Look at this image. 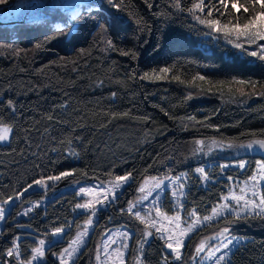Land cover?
Wrapping results in <instances>:
<instances>
[{"label":"trees","instance_id":"obj_1","mask_svg":"<svg viewBox=\"0 0 264 264\" xmlns=\"http://www.w3.org/2000/svg\"><path fill=\"white\" fill-rule=\"evenodd\" d=\"M44 1L50 5L51 0ZM86 3L93 11L84 12L75 21L52 7L48 17L0 25V118L13 125L9 140L0 142V201L23 191L34 179L65 170H76L74 177L62 179L66 187L76 181L107 182L129 172L133 176L117 202L99 212L94 232L75 264H96L100 233L117 225L134 232L132 252L137 254L135 243L141 239V229L120 209H126L128 201L137 197V188L145 176L163 178L188 173L183 212L187 215L195 208L203 217L210 214L236 180L252 175L257 160L264 159V152L255 150L242 149L238 156L219 149L199 154L192 151L196 139L245 143L253 133L256 137L264 133V62L230 46L226 49L222 40L217 42L199 34L191 27L195 22L186 12L167 19L154 15L173 12L168 0H124L122 12L111 8L106 0ZM4 6H0V12ZM129 11L147 22L150 34L137 28ZM120 14L124 22L119 34L110 29L109 35L117 49L134 51L135 59L119 51H101L104 45L100 43L97 23ZM56 24L67 27L58 31ZM75 24L77 30L68 39V28ZM161 33L167 39L156 51L153 46ZM46 37L51 39L46 41ZM37 43L44 47L37 49ZM174 64L164 80L140 79L145 72ZM197 73L211 81L204 82L214 89L200 88L198 80L192 81ZM173 75L185 84L172 80ZM233 77L257 83H218ZM217 85L222 87L215 90ZM113 92L117 94L115 98L111 97ZM8 100L14 101L15 112L8 107ZM124 112L129 115H112ZM69 136L78 156H70L68 145L61 143ZM241 159L248 160L243 170L227 167L221 171L223 162ZM197 167L209 172L208 184L195 173ZM229 176L233 181L228 180ZM47 196L44 190L27 192L12 206L0 232V264L7 263L5 252L15 237L20 238L21 256L26 259L38 239L49 237L54 227L65 226L64 240L51 245L41 263L59 264L53 253L67 245L87 214L73 211L83 198L75 189H65L29 212L27 218H18L25 204ZM172 208L167 196L163 209L172 214ZM225 223L219 219L198 229L189 238L187 249ZM69 224L71 227H67ZM231 230L245 241L231 253L230 264H264V220H241L232 224ZM163 243L156 237L148 240L144 249L146 264H160L166 252Z\"/></svg>","mask_w":264,"mask_h":264},{"label":"snow or ice","instance_id":"obj_2","mask_svg":"<svg viewBox=\"0 0 264 264\" xmlns=\"http://www.w3.org/2000/svg\"><path fill=\"white\" fill-rule=\"evenodd\" d=\"M10 2L11 0H0V6L9 5ZM106 3L111 8L116 9L117 12L125 11L124 0H106ZM168 4L173 9V12H159L154 15L158 17L164 16L167 19L175 13L186 12L188 17L195 22L191 27L199 34L205 37L210 36L217 42L222 40L223 46L226 49L230 46L231 49L264 62V0H187V2L186 0H168ZM148 6L151 8L152 4L149 3ZM21 7H24L23 0L15 5L16 9ZM52 7L63 9L68 14L69 21L77 20L84 12L91 13L93 11L92 7L86 3V0H76V2H72V0H57ZM127 14L129 18L134 20V23L140 31L151 33V27L147 25V22L142 17H138L131 11ZM123 22L121 17L112 15L104 21L97 23L100 43L104 45L101 51H119L121 55L131 56L135 59L136 53L134 51L117 49L109 35L110 29H113L118 35ZM54 27L58 31H63L64 27L67 26L56 24ZM72 31L73 29L69 27L67 35H71ZM45 39L48 41L51 38L46 37ZM166 39V35L161 33L157 37V43L153 46L154 50L159 51L161 46L160 42ZM35 47L41 49L44 45L37 43ZM189 63H193V61H189ZM174 68L175 64L171 67H161L158 70L153 69L150 73L145 72L140 79L149 81L163 80L167 78V74ZM172 80L178 81L180 84H185V81L181 80L178 75H173ZM196 80L211 83V81H207V78L199 73L192 77V81ZM218 83L250 84L255 86L257 82L233 77L231 81H219ZM188 86H191L190 82ZM237 91H240V89H237ZM241 94L243 93L241 92ZM116 95L113 92L111 97L115 98ZM188 98L191 99V95ZM7 104L15 112L14 101L8 100ZM62 107L66 108L67 104L62 105ZM112 115L114 117L128 116L129 113H112ZM48 119L51 120L53 117L50 115ZM189 119L195 120V117H189ZM12 132L13 125L6 123L0 118V142L8 141ZM252 136L253 138L245 143H225L215 138H212L206 143L203 139H196L193 141L194 147L192 151L193 154H199L211 153L214 149L236 148L264 152V133L260 137H256L254 133ZM76 139H79V137H76ZM61 143L68 145L70 156H78L75 149L71 147L73 140L70 136L62 140ZM247 163V161L241 160L238 162L237 167L244 169ZM227 167H229L227 164L220 165L221 171ZM194 171L198 174L201 181H210L211 176L204 167H197ZM75 175L76 170L73 169L61 171L58 175L34 179L23 191L16 192L14 196H9L3 201H0V221H4L6 218L7 209L4 206L11 204L14 200L21 199L34 185L47 187L48 181H60L68 177H74ZM83 175L87 174L83 173ZM187 177L188 173H181L175 177L165 176L163 178L158 176H145L137 188L138 195L136 199L129 200L126 209H120L122 214H127L138 221L139 224L144 225L143 229L140 230L141 239L137 242V254L134 256L135 264H146L144 249L149 238L153 236L162 240L164 242L163 247L167 250L162 255L160 264H172V262L186 264L183 253V250L187 246L185 244L186 239L189 238L190 234L196 232L205 224H211L217 219L225 220V226L218 228L214 235L200 238L189 259L192 261V264H205V261L209 260L213 261V264H230L231 250L241 239L232 234L231 225L241 220L248 221L250 218L264 220V159L256 161V168L253 170L252 175L243 182L244 186L239 188V193L229 188L228 193L221 195L220 202L211 208L210 214L201 217L198 211L193 208L187 213L188 219L184 220L180 213L184 210L183 198L185 197L184 189L186 187L185 181ZM132 179V173L129 172L124 175H116L113 180L102 182L98 186L81 187L78 190V196H82V198L83 196H90L91 198L85 199L83 203H76L73 211L77 209L84 210L88 214L87 219L83 226L77 225L78 231L76 236L68 242L67 247L63 248L59 253H53V255L57 256L59 264H75L74 258L77 257V254L85 244V238L89 234V227L93 224V218L96 216L99 208L107 207L109 204L114 203L118 199V194L123 191L124 187ZM228 180L230 182L233 181V177L229 176ZM76 182L78 183V181ZM165 188L170 191L174 202L173 208L175 211L173 215H168L162 211V197L160 192ZM150 198L151 208L142 213L141 206H143L144 202L149 201ZM35 207H39L38 202L33 207L26 209L23 214L28 215ZM153 210L155 215H152ZM229 216L233 217V219L229 220ZM164 222H167V227H165ZM67 227H71V225L69 224ZM64 232L65 226L54 227L50 233L53 239H40L37 245L31 248V254L26 259L21 256L20 238L15 237L12 241V246L6 250L5 255L9 258H15L17 264H41L46 258V253L50 250V245H54L57 242L55 238L61 237ZM118 235L122 238L119 248L111 249L110 251L111 245L116 243V240L111 236L104 241V260H101V250L97 248L95 258L98 264H108V261L113 258L119 264H124L125 250L129 248L126 241L131 238V234L121 232ZM210 241L218 242L211 244ZM201 253H204V255L201 256ZM218 253L219 255H217Z\"/></svg>","mask_w":264,"mask_h":264},{"label":"rangeland","instance_id":"obj_3","mask_svg":"<svg viewBox=\"0 0 264 264\" xmlns=\"http://www.w3.org/2000/svg\"><path fill=\"white\" fill-rule=\"evenodd\" d=\"M19 1L21 2V0H11V2H10V4L9 5H6V6H4V8L3 9H8V11L7 12H5L6 14H4L5 16H6V18H4L3 19V21H11V20H16V21H19V20H22L26 15H28V16H30V18H32V19H30V20H32V21H35V20H38V19H40V18H42V17H48V16H50V14H52L51 12H48V11H50V10H52V5L54 4V3H56L57 2V0H51L50 1V5H48L47 6V3L44 1V0H23V4H24V7H21V8H19V9H16L15 8V5L17 4V3H19ZM86 2H88V0H86ZM3 10H1V12H2ZM11 11V12H10ZM61 11L62 12H64L67 16H68V14L63 10V9H61ZM0 12V13H1ZM13 12V13H12ZM26 22H28V21H26ZM17 23H19V22H17ZM13 24H15V23H13ZM4 25V24H3ZM12 25V24H11ZM150 72H152V71H150ZM149 72V73H150ZM164 80V79H163ZM146 81H149V80H146ZM156 81H160V80H156ZM199 82H198V84H199V87L201 88V87H207L208 89H214V87L213 86H208L207 85V83H205L204 81H200V80H198ZM150 82V81H149ZM216 88H215V90H217V89H219V88H221L222 86H219V85H217V86H215ZM199 88V89H200ZM253 89H255V87H253ZM206 141V143L208 142V141H210V140H205ZM215 150V149H214ZM219 150H221L222 152H224V153H231L232 155H234V156H238V155H242V149H236V148H233V149H228V148H223V149H219ZM230 153L228 154V155H230ZM241 160H244V161H247L248 162V160H246V159H241ZM241 160H233V161H228V162H223V164H227V165H229V167H233V168H239V167H237V164H238V162L239 161H241ZM248 164V163H247ZM247 166V165H246ZM256 168V167H255ZM240 169V168H239ZM241 170H243V169H241ZM183 173H185V172H183ZM181 174V173H180ZM172 177H175V176H172ZM211 181V180H210ZM210 181H208V182H205L204 184H208ZM245 180H236L234 183H233V186H232V189H234L237 193H239V188L240 187H243L244 185H243V182H244ZM48 183V186L47 187H43V186H37V185H34L31 189H29V191L28 192H34V191H37V190H44V191H47L48 192V196L46 197V198H44L43 200H40V201H32V202H29V203H27V204H25L24 206H23V208H22V210H21V212L18 214V218L19 219H21V218H27L28 217V215H24L23 213H24V211L26 210V209H28V208H31V207H33V205H35L37 202L39 203V207H41V206H43V205H45L46 204V202L49 200V199H51L53 196H55L56 194H58L59 192H61V191H63V190H65V189H75L77 192H78V190L81 188V187H94V186H98V185H100L102 182H99V181H97V180H90V181H87V182H81V183H75V184H73V185H69L68 187H66L65 186V181L64 180H60V181H48L47 182ZM166 184H167V181H166ZM170 187V186H169ZM184 192H185V189H184ZM119 195V194H118ZM138 195V194H137ZM160 195H161V197H162V199H161V204H162V211H164V212H166L164 209H163V204H164V201H165V199L167 198V196H169V200L172 202V203H174L173 202V199H172V197H171V193H170V191H168V189L167 188H165V189H163L161 192H160ZM82 197V196H81ZM89 198H91L90 196H83V201L81 202V203H83L84 202V200L85 199H89ZM136 199V197L135 198H133L132 200H135ZM21 199H17V200H14L11 204H9V205H5L4 207L7 209V213H6V216H7V214L9 213V211L11 210V208H12V206L14 205V204H16L18 201H20ZM183 201H184V198H183ZM115 202H117V201H115ZM109 206H110V204L107 206V207H100L99 208V211L97 212V214H96V216L93 218V220H94V222H93V224L89 227V234H88V236L85 238V244L83 245V247L81 248V250H80V252L77 254V257H78V255L81 253V251L84 249V247L88 244V242H89V239H90V237H91V235H92V233L94 232V229H95V227H96V223H97V221H98V217H99V212L101 211V210H104V209H106V208H109ZM36 208H38V207H35V208H33V211H32V213L34 212V210L36 209ZM151 208V198L149 199V201H146V202H144V204H143V206H141V211H142V213L143 212H145V211H147L148 209H150ZM172 209H174V208H172ZM174 211H175V209H174ZM80 213H85V214H87L84 210H81V209H77L76 210V214H80ZM167 213V212H166ZM168 215H173L174 213H172V214H170V213H167ZM181 216H182V218L184 219V220H187L188 219V216L186 215V214H184V212L183 211H181ZM88 215V214H87ZM152 215H155V212H154V210L152 211ZM130 217V216H129ZM131 218V217H130ZM87 219V218H86ZM133 219V218H132ZM217 220H219V219H217ZM217 220H215V221H217ZM135 221V223H137V228L140 230V229H143V227H144V225H141V224H139V222L138 221H136V220H134ZM85 222V221H84ZM84 222L82 223V224H80L81 226H83V224H84ZM4 224H5V220L4 221H0V232H1V230H2V228L4 227ZM164 224H165V227H167L168 225H167V222H164ZM205 225H208V224H205ZM204 225V226H205ZM66 231H67V228L65 229V232H64V234L61 236V237H57V238H55L56 239V243H59V242H61V241H63L64 240V236H65V233H66ZM77 231H78V228H77ZM121 232H128V233H130L131 234V238L129 239V240H127L126 242L128 243V245H129V248L127 249V250H125V256H124V264H135V262H133L134 261V252H132V248H133V240H134V232L133 231H131L130 229H128V228H126V227H123V226H119V225H117V226H112L111 228H109V229H107L105 232H103V234L102 233H100V243L98 244V246H97V248H99L100 250H101V260H104V254H103V244H104V241H106L107 239H108V237L109 236H111V237H113V239H115L116 240V243L115 244H112L111 245V248H110V251H111V249H115V248H119L120 247V245H121V240H122V238L121 237H119V233H121ZM77 233V232H76ZM195 233V232H194ZM194 233H192V234H190V236H189V238L194 234ZM137 234H138V236H139V233L137 232ZM215 234V232H210V233H208L207 235H205V236H211V235H214ZM233 234V233H232ZM233 235H235V236H237V237H240L241 239H240V241H239V243L238 244H236L233 248H232V250H231V253L233 252V250L241 243V242H243V241H245V238L244 237H242V236H239V235H236V234H233ZM76 236V234L73 236V237H75ZM72 237V238H73ZM153 237H155V236H153ZM204 237V236H203ZM98 238H99V233H98ZM189 238L188 239H186V241H185V244L187 245V243H188V240H189ZM200 238H202V236L200 237ZM42 239H47V240H51V239H53L50 235H49V237H46V238H42ZM150 239V238H149ZM40 239H38V241H39ZM71 240V239H70ZM69 240V241H70ZM68 241V242H69ZM138 242V241H137ZM135 243V245L136 246H138V243ZM199 242V240L195 243L194 242V245L192 246V247H190V249H187V247H185V249L183 250V253H184V260H185V262H186V264H192V261L189 259V257H190V255L194 252V249H195V245L197 244ZM218 241H210V243L211 244H215V243H217ZM67 245H68V243H67ZM67 245L65 246V247H67ZM51 246V245H50ZM64 247V248H65ZM97 248H96V250H97ZM186 249L188 250L187 252H186ZM167 251V250H166ZM132 253V254H131ZM187 253H188V255H187ZM231 253H230V255H231ZM204 255V253H201V256H203ZM217 255H219V253L217 254ZM54 257H56L57 258V256H55L54 255ZM77 257H75L74 258V260H76L77 259ZM95 257H96V251H95ZM45 260H46V258H45ZM44 260V261H45ZM43 261V262H44ZM95 262H96V264H98V262L96 261V258H95ZM42 263V262H41ZM6 264H17V261L15 260V258H9L8 257V260H7V263ZM108 264H119V262L115 259V258H113L112 260H109L108 261ZM172 264H180V262H172ZM205 264H213V261H211V260H209V261H205Z\"/></svg>","mask_w":264,"mask_h":264},{"label":"water","instance_id":"obj_4","mask_svg":"<svg viewBox=\"0 0 264 264\" xmlns=\"http://www.w3.org/2000/svg\"><path fill=\"white\" fill-rule=\"evenodd\" d=\"M8 11V9H3V11L0 13V25H11V24H13V23H17V22H26V21H32V20H30V19H32V18H30V17H27V16H25L22 20H19V21H16V20H11V21H3V17H4V14H5V12H7ZM122 19L124 18V16L122 15V14H120L119 15ZM77 27H78V25L77 24H75V25H73L72 26V29H73V31L71 32V35L77 30ZM71 35H68V39L71 37Z\"/></svg>","mask_w":264,"mask_h":264},{"label":"bare ground","instance_id":"obj_5","mask_svg":"<svg viewBox=\"0 0 264 264\" xmlns=\"http://www.w3.org/2000/svg\"><path fill=\"white\" fill-rule=\"evenodd\" d=\"M72 2H76V0H72ZM19 3H20V1H19ZM11 12V11H10ZM13 13V12H12ZM6 14V13H5ZM27 17H30V16H28V15H26ZM4 18H6V16L4 15V17L2 18V19H4Z\"/></svg>","mask_w":264,"mask_h":264}]
</instances>
